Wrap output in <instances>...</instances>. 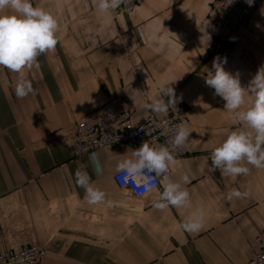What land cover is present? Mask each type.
<instances>
[{"label": "crops", "instance_id": "crops-1", "mask_svg": "<svg viewBox=\"0 0 264 264\" xmlns=\"http://www.w3.org/2000/svg\"><path fill=\"white\" fill-rule=\"evenodd\" d=\"M211 1L144 0L131 17H113L100 14L92 0H32L57 19L58 44L38 57L39 67L25 70L35 95L18 99V75L0 68L3 247L36 246L44 251L41 264H247L254 256L264 224V169L248 165L249 175L237 177L210 170L212 150L236 125L205 80L217 57L245 88L264 67V0H255L252 15L216 48L206 22ZM169 81L191 133L188 153L169 167L168 177L189 176L184 186L191 208L158 210V193L134 198L118 189L115 164L129 149L105 147L74 158L66 143L51 142L104 114L111 99L126 101L135 123L171 115V109L156 115L140 106ZM78 168L105 192L104 202L87 203L75 182ZM233 189L250 194L229 201ZM199 208L203 228L183 230L181 223Z\"/></svg>", "mask_w": 264, "mask_h": 264}, {"label": "clouds", "instance_id": "clouds-1", "mask_svg": "<svg viewBox=\"0 0 264 264\" xmlns=\"http://www.w3.org/2000/svg\"><path fill=\"white\" fill-rule=\"evenodd\" d=\"M129 2L92 0L95 9L102 15L110 14ZM247 2L251 5L253 0ZM58 29L57 19L49 11L33 6L32 0H0V68L18 75L15 86L18 99L36 94L32 82L25 78V70L39 67L38 57L55 50ZM207 40H210V36H207ZM223 63L226 60L222 62L219 57L213 60V70L209 72L205 83L215 90L214 95L225 101L224 111L232 114L236 127L212 150L210 170H219L225 177L247 176L250 173L248 165L264 169V67L245 88L241 86L239 75L226 71ZM174 82L161 83L159 94L152 96L150 101L140 102V106L156 115L166 114L170 109L177 111L179 98L172 86ZM131 98L136 104L137 101ZM164 127L162 134L167 135V123ZM171 131L173 134L165 145L152 146L146 141L138 149L131 150L130 156L123 155L125 158L118 160L114 168L122 184L132 185L137 194L158 193V199L154 202L158 210L170 206L177 209L192 207L190 193L184 186L190 182L189 176L185 174L174 181L163 175L170 166L176 164L174 153L187 146L191 133L183 123L175 125ZM99 172L97 170L98 175ZM75 182L84 189L87 203L95 205L104 202L105 192L93 186L86 170H76ZM249 194V190L241 192L233 189L227 199L233 201ZM204 217V209L199 208L191 212L180 227L187 232H198L203 228Z\"/></svg>", "mask_w": 264, "mask_h": 264}, {"label": "built area", "instance_id": "built-area-1", "mask_svg": "<svg viewBox=\"0 0 264 264\" xmlns=\"http://www.w3.org/2000/svg\"><path fill=\"white\" fill-rule=\"evenodd\" d=\"M251 2V0H249ZM144 0H130L122 4L111 16L120 15L131 17ZM256 2L250 5L247 0H212L206 13V22L214 29L213 48L229 43L231 37L241 28L243 23L252 15ZM235 48L232 50V53ZM231 53V56H232ZM109 109L101 116L87 119L74 124L64 133L52 137L53 144L66 143L74 158H80L105 147H122L129 150L138 149L142 143L148 142L152 146L165 145L172 136V129L177 124H188L184 109H178L164 118L153 115L139 123L133 120V109L122 99H111ZM165 123L169 132L165 131ZM187 148L174 153L179 159L187 154ZM169 169L163 174L168 176ZM115 186L120 190H127L134 198H141L145 193L137 194L132 185L125 186L119 174L113 175ZM256 252L247 264H264V224L255 237ZM44 251L36 246H25L20 250L3 247L0 242V264H41Z\"/></svg>", "mask_w": 264, "mask_h": 264}]
</instances>
